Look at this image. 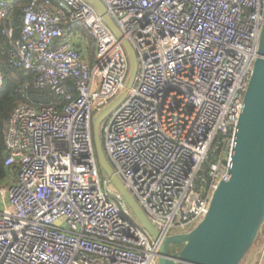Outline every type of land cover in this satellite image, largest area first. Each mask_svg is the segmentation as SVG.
<instances>
[{
  "label": "built area",
  "instance_id": "built-area-1",
  "mask_svg": "<svg viewBox=\"0 0 264 264\" xmlns=\"http://www.w3.org/2000/svg\"><path fill=\"white\" fill-rule=\"evenodd\" d=\"M98 1L134 52L129 89L122 40L87 2L30 0L14 39L11 2L0 0L7 64L59 99L18 105L4 122V166L16 175L0 197V264H158L161 240L201 221L230 165L264 0ZM82 31L91 60L74 46ZM121 93L99 125L102 151L158 240L100 177L93 113ZM258 254L264 264V246Z\"/></svg>",
  "mask_w": 264,
  "mask_h": 264
},
{
  "label": "water",
  "instance_id": "water-1",
  "mask_svg": "<svg viewBox=\"0 0 264 264\" xmlns=\"http://www.w3.org/2000/svg\"><path fill=\"white\" fill-rule=\"evenodd\" d=\"M112 30L126 51L129 73L125 88L134 81L137 63L129 44L107 17L98 0H84ZM257 58L243 97L233 154L224 177L214 190L201 221L186 233L172 234L159 244L158 264H241L255 244L264 225V3ZM74 90V84L67 82ZM121 93L92 119V136L98 166L122 197L142 229L153 240L159 233L115 176L104 157L99 125L118 106ZM172 247L178 249L171 253Z\"/></svg>",
  "mask_w": 264,
  "mask_h": 264
},
{
  "label": "trees",
  "instance_id": "trees-1",
  "mask_svg": "<svg viewBox=\"0 0 264 264\" xmlns=\"http://www.w3.org/2000/svg\"><path fill=\"white\" fill-rule=\"evenodd\" d=\"M11 2V8L8 14V20L14 31V39H18L23 27V9L30 0H2ZM57 4L58 0H51ZM83 32V31H82ZM82 43H85V49L88 53V59H92L94 47L93 40L85 32L81 33ZM8 40L0 34V76L3 84L0 87V185H8L15 181V168H6L5 146L3 138L4 122L12 110L21 104H27L32 107H56L59 104L58 97L48 88H38L34 84V74L31 72L14 69L7 64ZM88 50H91L90 53ZM93 134V133H92ZM208 164L203 166L207 170ZM7 185V186H8ZM260 235V234H259ZM178 247H172L170 252L173 253Z\"/></svg>",
  "mask_w": 264,
  "mask_h": 264
},
{
  "label": "rangeland",
  "instance_id": "rangeland-1",
  "mask_svg": "<svg viewBox=\"0 0 264 264\" xmlns=\"http://www.w3.org/2000/svg\"><path fill=\"white\" fill-rule=\"evenodd\" d=\"M89 53L91 50H88ZM95 116V113H93ZM99 172H100V177L102 180H105L106 179V175L105 173L101 170V168L99 167ZM7 183H5L4 185H0V197L2 195V193L5 191L6 187H7ZM112 187V186H111ZM113 188V187H112ZM1 199V198H0ZM130 220L134 223V224H137L141 229V225L140 223L137 221V219L131 215L130 217ZM175 232H177L176 230H174L172 233L173 234H176ZM262 246H264V236H263V229H261L260 231V235L258 236V239L257 241L255 242V244L253 245V247L251 248L250 252L248 253V255L244 258V260L242 261L241 264H253L254 262V259L256 257L259 256L258 252L262 249ZM257 261V259H256ZM256 261L254 264H256Z\"/></svg>",
  "mask_w": 264,
  "mask_h": 264
},
{
  "label": "crops",
  "instance_id": "crops-1",
  "mask_svg": "<svg viewBox=\"0 0 264 264\" xmlns=\"http://www.w3.org/2000/svg\"><path fill=\"white\" fill-rule=\"evenodd\" d=\"M75 48L78 49L82 54H83V51L86 53L85 54V57L88 58V53H87V50L85 49V43L83 45V43H81V41H76L75 42Z\"/></svg>",
  "mask_w": 264,
  "mask_h": 264
},
{
  "label": "bare ground",
  "instance_id": "bare-ground-1",
  "mask_svg": "<svg viewBox=\"0 0 264 264\" xmlns=\"http://www.w3.org/2000/svg\"><path fill=\"white\" fill-rule=\"evenodd\" d=\"M115 190V189H114Z\"/></svg>",
  "mask_w": 264,
  "mask_h": 264
},
{
  "label": "flooded vegetation",
  "instance_id": "flooded-vegetation-1",
  "mask_svg": "<svg viewBox=\"0 0 264 264\" xmlns=\"http://www.w3.org/2000/svg\"><path fill=\"white\" fill-rule=\"evenodd\" d=\"M174 248V247H173Z\"/></svg>",
  "mask_w": 264,
  "mask_h": 264
}]
</instances>
